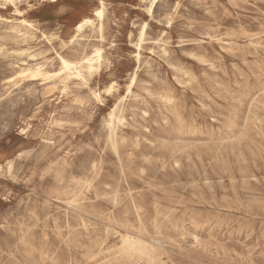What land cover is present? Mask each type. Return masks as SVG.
<instances>
[{"label": "rangeland", "instance_id": "1", "mask_svg": "<svg viewBox=\"0 0 264 264\" xmlns=\"http://www.w3.org/2000/svg\"><path fill=\"white\" fill-rule=\"evenodd\" d=\"M150 3L0 1V264H264V0Z\"/></svg>", "mask_w": 264, "mask_h": 264}, {"label": "bare ground", "instance_id": "2", "mask_svg": "<svg viewBox=\"0 0 264 264\" xmlns=\"http://www.w3.org/2000/svg\"><path fill=\"white\" fill-rule=\"evenodd\" d=\"M3 1L4 3H13L14 0H0ZM159 0H151L150 5L148 6V8H152V14L153 15V10L156 6V4L158 3ZM147 8V9H148ZM101 11L102 12V16H96V12ZM105 11H106V5L103 1L100 2V7L98 9H96L93 12V18H84L82 19L79 23L76 24L75 26V31L76 34L73 36V39H76L79 37V35L84 31V29L87 26H93L95 24V20H97L99 22V30L101 31L103 28V22L105 19ZM147 24V23H145ZM21 26L29 29L32 28L33 25L28 23L27 21H22L21 22ZM141 31L144 32L145 36H146V31L147 29L144 28V25L141 29ZM100 33V32H99ZM41 34V33H40ZM42 36V35H41ZM71 43V42H70ZM143 42H141L140 39V35L137 41L136 46L138 48H141ZM157 44V43H156ZM112 45V44H111ZM51 46V45H50ZM165 49V48H164ZM97 53H99V55H97ZM56 56V55H55ZM168 57V55L166 56ZM102 49L100 48H96L94 50V52L86 57L84 59V61L82 63H76V62H72L69 61L63 57H60V61H61V72L66 74L68 77L70 76H77V77H82L83 73L86 72L89 75L93 74L95 71L98 70V68L101 66L102 63ZM65 63H67L69 65V67L65 68ZM2 68V67H1ZM3 69V68H2ZM46 74L42 71L41 68H36L35 70H23L19 73L16 74V76H13L10 80L9 83L11 84V87L16 85V80L17 79H22V78H27V77H31V78H38V77H44ZM136 80V74L133 77ZM133 78H132V83L130 88L132 87L133 83ZM78 79V78H77ZM79 80V79H78ZM7 82V81H6ZM82 83V82H81ZM32 85V84H31ZM1 88V87H0ZM98 90V89H97ZM109 95V94H108ZM126 95V94H125ZM28 96V95H27ZM93 96V95H92ZM27 100V99H26ZM29 100V99H28ZM2 111V110H0ZM4 111V110H3ZM148 113V112H147ZM149 114V113H148ZM114 120H115V111H113L111 113V120L109 119L110 125L111 127L108 128L109 131H111V140L114 141V135H115V127H114ZM119 120V118H118ZM120 121V120H119ZM125 121V120H124ZM108 122V123H109ZM126 122V121H125ZM117 124V123H116ZM120 124V123H119ZM121 125V124H120ZM123 126V125H122ZM107 127V125H106ZM6 129V128H5ZM150 130V129H149ZM108 131V130H107ZM105 133V132H104ZM147 133V132H146ZM99 134V133H98ZM110 134V133H109ZM107 134V135H109ZM110 136V135H109ZM107 138V137H106ZM110 141V140H109ZM108 141V143H109ZM107 142V141H106ZM111 143V142H110ZM124 143V142H123ZM122 143V144H123ZM131 144V143H130ZM110 145V144H109ZM135 145V144H134ZM140 145V144H139ZM136 146V145H135ZM98 147V146H97ZM138 147V146H137ZM134 149V148H133ZM114 152V151H113ZM116 159V157H115ZM214 160V159H213ZM216 163V162H215ZM175 165V164H174ZM81 166V164H80ZM176 166V165H175ZM166 188V187H165ZM152 195V194H151ZM215 205V204H214ZM217 207V206H216ZM17 219V218H16ZM6 225V224H5ZM85 232V231H84ZM115 246V245H114ZM125 246V251L128 253H132V252H139L142 255H147L148 254V249L144 246V244L142 242H138V241H133L130 239H127L124 243Z\"/></svg>", "mask_w": 264, "mask_h": 264}, {"label": "snow or ice", "instance_id": "3", "mask_svg": "<svg viewBox=\"0 0 264 264\" xmlns=\"http://www.w3.org/2000/svg\"><path fill=\"white\" fill-rule=\"evenodd\" d=\"M176 7L177 8L180 7L179 3H177ZM147 12H148L149 15H151L152 14V8H148L147 9ZM95 15L96 16H102V12L101 11H98V12H96ZM168 23H169V25H171V23H172L171 19H169ZM144 28L147 29L148 28V25L147 24H144ZM140 39H141V42H143L144 39H145V34H144L143 31L140 32ZM157 43H160V41L158 40ZM97 55H99V53H97ZM165 55H166V53H165ZM67 67H69V65L67 63H65V68H67ZM134 82H135V79L133 78V83ZM115 87H116V85L113 84L111 88H106L105 91L108 92V94H111L112 93V89H114ZM93 95L95 96V99H96V101L98 103H103L101 94L99 92H95V93H93ZM145 115H147V113H145ZM108 126L111 127V125H108Z\"/></svg>", "mask_w": 264, "mask_h": 264}]
</instances>
